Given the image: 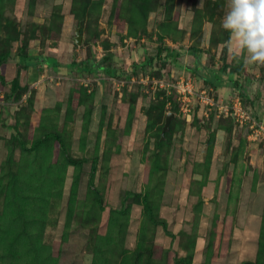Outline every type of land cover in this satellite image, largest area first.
Returning a JSON list of instances; mask_svg holds the SVG:
<instances>
[{"label": "rangeland", "instance_id": "1", "mask_svg": "<svg viewBox=\"0 0 264 264\" xmlns=\"http://www.w3.org/2000/svg\"><path fill=\"white\" fill-rule=\"evenodd\" d=\"M128 1L94 0L98 7L82 24L79 0H0V41L10 51L1 72L26 87L9 96L0 81V186L13 180L9 159L30 167L26 205L46 217L38 230L54 264H116L143 237L155 244L159 262L182 264L177 259L187 256L191 264H264V137L252 139L223 108L240 102L264 124V66L229 54L230 34L221 26L226 0H157L158 9L132 29L118 15ZM80 24L79 45L73 37ZM21 45L35 65L18 64ZM194 47L198 75L220 68L221 87L187 70L197 64ZM159 49L165 59L122 76L67 64L92 56L119 71L133 54L149 59ZM181 79L193 82L189 101L168 86ZM16 130L28 148L57 132L68 154L54 138L41 151L24 149ZM90 179L119 220L111 207L96 208ZM139 194L169 232L150 222ZM98 243L105 253H97Z\"/></svg>", "mask_w": 264, "mask_h": 264}, {"label": "trees", "instance_id": "2", "mask_svg": "<svg viewBox=\"0 0 264 264\" xmlns=\"http://www.w3.org/2000/svg\"><path fill=\"white\" fill-rule=\"evenodd\" d=\"M80 10L79 13L83 15L79 17V23H84L88 17L90 11H95L98 7L97 2L94 0H79ZM159 2L157 0H129L128 3L124 6L118 8V15L122 16L125 22L129 24V28L132 29L137 24L145 23L149 14L158 9ZM120 16V17H121ZM165 26V27H164ZM167 25L163 23V30L167 31ZM14 40H18L19 33L15 35ZM7 45L0 41V81L3 85L9 86V96H18L20 97L22 92L25 90V85H23L19 77H14L10 80H7L1 72L2 64L9 58L10 51L6 47ZM26 46L21 45L18 50V64L26 62L25 66L35 65L33 63V57L27 56L24 54V49ZM192 54L195 57L196 66L195 67H186L187 70L192 72L194 75L198 76L200 79L204 80L205 83H208L214 87H221V74L223 71L217 67L205 68L206 72L203 75H198L197 65L200 62L199 50L195 47L191 49ZM166 57L163 55L162 49H159L155 56H151L149 59H140L138 54H133L131 61L129 62L125 70H114L110 66H103L102 63L95 61L94 57L90 56L85 61L81 62H72L67 63L68 66L79 67L85 73H94L96 69L103 70L106 74L112 76H122L124 74H131L135 72L138 66L144 67L148 62L154 63L157 59L162 60ZM44 62L49 66H54L46 58ZM239 73V72H237ZM224 74L225 71H224ZM232 74V73H228ZM240 74V73H239ZM233 75V74H232ZM234 76V75H233ZM233 82H239V78L236 75L233 77ZM158 114V113H157ZM156 114V115H157ZM155 115V118H156ZM154 120V119H153ZM16 127V126H15ZM24 149L28 150H37L41 151L42 146L46 143L45 139H56L59 142L61 149L68 154L66 145L59 133L49 132L45 137H38L34 140L31 148H28L25 141L20 136L19 132H15L13 137ZM162 139V138H161ZM68 157V160L73 162L75 165L79 166V161L72 157ZM9 171L8 174L12 172L13 180H10L8 184L0 186V264H54L52 246L46 245L43 243V238H40L39 226L43 223L45 224V215L36 214L35 212L30 213L28 206L26 205V200L30 198L24 190V183L26 182L27 175L25 171L30 170V167L24 165L21 168H18V164L9 159ZM11 166V167H10ZM26 167V168H25ZM96 168V165L94 166ZM78 181L75 182L73 187V194H76ZM90 185L93 186L92 193L94 194V205L100 211L105 210L107 207H111L105 204L104 197L95 187L93 179H90ZM142 198V203L144 206V211L147 218L153 224H162L167 232L168 226L166 221L158 219L157 213L155 212V207H153L150 198L145 195H140ZM3 198V201H2ZM127 198V197H126ZM111 212L114 217H111L113 221L119 220L118 210L114 207H111ZM120 214V213H119ZM121 215V214H120ZM19 225L15 229V225ZM123 230V225L120 223V230ZM97 241H104V237L98 236ZM97 245V244H96ZM155 244L148 243L147 239L143 237L142 240H139L137 247L129 255H125L124 252L120 254L119 258H116V264H168L167 261H161L155 259L154 257V248ZM97 253H105V247H100V244L97 245ZM179 263L182 264H191V260L187 257H181L177 259ZM106 263V259H105Z\"/></svg>", "mask_w": 264, "mask_h": 264}, {"label": "clouds", "instance_id": "3", "mask_svg": "<svg viewBox=\"0 0 264 264\" xmlns=\"http://www.w3.org/2000/svg\"><path fill=\"white\" fill-rule=\"evenodd\" d=\"M221 26L230 34V55L264 66V0H226Z\"/></svg>", "mask_w": 264, "mask_h": 264}, {"label": "built area", "instance_id": "4", "mask_svg": "<svg viewBox=\"0 0 264 264\" xmlns=\"http://www.w3.org/2000/svg\"><path fill=\"white\" fill-rule=\"evenodd\" d=\"M168 86L170 88H174L178 92V95L182 97V99H184L185 101H189L190 96L196 94L192 80L186 81L184 79H181L168 83ZM223 108L226 112L230 108L231 113L232 115H234L236 120L240 122V124H245L250 128V137L252 139L256 140L257 138L264 137V124L259 123L258 120L251 113L246 111L242 103L236 102L232 107L223 106Z\"/></svg>", "mask_w": 264, "mask_h": 264}, {"label": "water", "instance_id": "5", "mask_svg": "<svg viewBox=\"0 0 264 264\" xmlns=\"http://www.w3.org/2000/svg\"><path fill=\"white\" fill-rule=\"evenodd\" d=\"M73 40L75 41V43H77L79 45L82 43L83 36L81 34V24L75 28V36L73 37ZM173 116H174L173 113H169L167 115L166 121H165V124H164V127H163V131H162V136H164L166 131L169 130L170 122H171V119H172Z\"/></svg>", "mask_w": 264, "mask_h": 264}, {"label": "crops", "instance_id": "6", "mask_svg": "<svg viewBox=\"0 0 264 264\" xmlns=\"http://www.w3.org/2000/svg\"><path fill=\"white\" fill-rule=\"evenodd\" d=\"M65 63V62H64ZM47 64V63H46ZM48 65V64H47ZM33 66V65H32ZM49 66V65H48ZM53 67V66H52ZM55 70V69H54Z\"/></svg>", "mask_w": 264, "mask_h": 264}]
</instances>
